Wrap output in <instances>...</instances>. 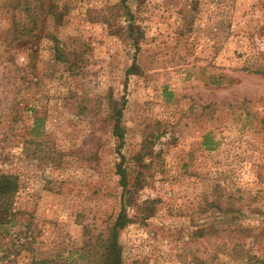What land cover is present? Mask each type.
Returning a JSON list of instances; mask_svg holds the SVG:
<instances>
[{"label": "rangeland", "instance_id": "obj_1", "mask_svg": "<svg viewBox=\"0 0 264 264\" xmlns=\"http://www.w3.org/2000/svg\"><path fill=\"white\" fill-rule=\"evenodd\" d=\"M2 173L0 264H97L124 195L122 264H262L264 0H0Z\"/></svg>", "mask_w": 264, "mask_h": 264}, {"label": "trees", "instance_id": "obj_2", "mask_svg": "<svg viewBox=\"0 0 264 264\" xmlns=\"http://www.w3.org/2000/svg\"><path fill=\"white\" fill-rule=\"evenodd\" d=\"M133 70H129V73ZM121 116L122 108L118 109L116 112V125L115 131L116 135L123 137L122 133H119L121 129ZM118 131V132H117ZM119 165L118 173L121 177V185L127 192L128 187V176L125 168ZM19 190V180L18 177L10 173L0 174V222L8 221L11 212H13L14 199L16 193ZM126 202L125 195L122 201V208L116 218L115 224L112 227L110 236L107 239V244L105 246V252L103 253L102 260L99 259L97 264H122V251L119 243L120 231L128 224L129 218L126 214ZM43 261L35 262L36 264H42ZM264 264V261L262 262Z\"/></svg>", "mask_w": 264, "mask_h": 264}]
</instances>
